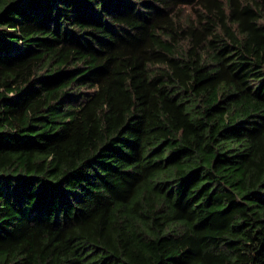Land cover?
<instances>
[{"label": "trees", "instance_id": "1", "mask_svg": "<svg viewBox=\"0 0 264 264\" xmlns=\"http://www.w3.org/2000/svg\"><path fill=\"white\" fill-rule=\"evenodd\" d=\"M0 264H264V0H0Z\"/></svg>", "mask_w": 264, "mask_h": 264}, {"label": "rangeland", "instance_id": "2", "mask_svg": "<svg viewBox=\"0 0 264 264\" xmlns=\"http://www.w3.org/2000/svg\"><path fill=\"white\" fill-rule=\"evenodd\" d=\"M183 11H184V14H185V15L191 13V9L188 8V7H185V8L183 9Z\"/></svg>", "mask_w": 264, "mask_h": 264}]
</instances>
